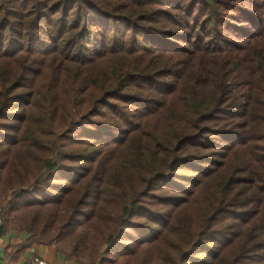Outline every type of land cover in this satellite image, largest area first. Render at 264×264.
Masks as SVG:
<instances>
[{
  "label": "trees",
  "instance_id": "trees-1",
  "mask_svg": "<svg viewBox=\"0 0 264 264\" xmlns=\"http://www.w3.org/2000/svg\"><path fill=\"white\" fill-rule=\"evenodd\" d=\"M10 228L77 264H264V0H0Z\"/></svg>",
  "mask_w": 264,
  "mask_h": 264
},
{
  "label": "crops",
  "instance_id": "crops-1",
  "mask_svg": "<svg viewBox=\"0 0 264 264\" xmlns=\"http://www.w3.org/2000/svg\"><path fill=\"white\" fill-rule=\"evenodd\" d=\"M32 256H40L50 263L77 264L57 252L55 245L30 242L29 234L24 231L10 228L0 236V264H26Z\"/></svg>",
  "mask_w": 264,
  "mask_h": 264
},
{
  "label": "built area",
  "instance_id": "built-area-1",
  "mask_svg": "<svg viewBox=\"0 0 264 264\" xmlns=\"http://www.w3.org/2000/svg\"><path fill=\"white\" fill-rule=\"evenodd\" d=\"M26 264H56V263H50L46 259L40 257V256H32L30 257Z\"/></svg>",
  "mask_w": 264,
  "mask_h": 264
},
{
  "label": "rangeland",
  "instance_id": "rangeland-1",
  "mask_svg": "<svg viewBox=\"0 0 264 264\" xmlns=\"http://www.w3.org/2000/svg\"><path fill=\"white\" fill-rule=\"evenodd\" d=\"M11 226L15 227L16 229L18 228L16 223H13Z\"/></svg>",
  "mask_w": 264,
  "mask_h": 264
}]
</instances>
